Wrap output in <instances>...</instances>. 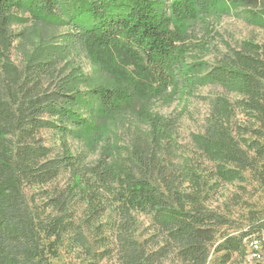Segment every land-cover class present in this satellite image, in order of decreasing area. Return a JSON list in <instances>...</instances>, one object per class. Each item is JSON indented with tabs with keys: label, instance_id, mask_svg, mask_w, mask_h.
Masks as SVG:
<instances>
[{
	"label": "trees",
	"instance_id": "16d2710c",
	"mask_svg": "<svg viewBox=\"0 0 264 264\" xmlns=\"http://www.w3.org/2000/svg\"><path fill=\"white\" fill-rule=\"evenodd\" d=\"M237 9L247 10V22L264 29V0H0V77L5 80L0 87V264H48L66 232L84 246L80 229L62 217L37 223L25 194L28 187L51 183L61 170H69L70 187L47 200L58 214L79 192L88 224L107 205L118 204L152 214L171 243L202 253L227 221L203 206L200 178L191 167L174 162L176 120L154 113L151 105L189 93L193 85H216L239 96L237 106L258 116L255 139L247 142L237 134L233 105L218 98L192 143L214 165L212 176L220 182L242 181V173L258 165L264 182V45L243 42L213 67L187 62L194 37L190 26ZM18 14L44 29L69 27L67 47L82 49L92 75L74 66L67 75L59 73L57 59L63 54L55 50L35 51L23 71L14 67L7 54ZM56 73L60 83L45 88L44 79L53 80ZM47 129L70 136L81 149L52 158L38 136ZM185 183L189 192L181 190ZM263 230L264 223L252 229ZM247 234L225 239L218 248L220 264H229L234 254L244 264ZM138 250H118L121 264H156L160 258Z\"/></svg>",
	"mask_w": 264,
	"mask_h": 264
},
{
	"label": "rangeland",
	"instance_id": "374dc122",
	"mask_svg": "<svg viewBox=\"0 0 264 264\" xmlns=\"http://www.w3.org/2000/svg\"><path fill=\"white\" fill-rule=\"evenodd\" d=\"M247 17V10L237 9L193 23L190 26L194 36L193 48L188 53L187 62H203L213 67L225 61L231 51L243 42L264 45V29L250 25ZM17 18L12 26L15 40L7 54L14 67L23 71L28 57L35 51L55 50L54 53L63 54L57 59L59 73L67 75L70 66H74L84 74L92 75V66L82 49L67 47V34L71 32L69 27L44 29L33 24L27 15L18 14ZM64 47L66 52H60L59 49ZM59 73L55 74L53 80L44 79L43 86L58 85L61 78ZM4 81L0 77V87H3ZM218 98L233 105L231 124L237 134L247 142L253 141V134L260 127L258 116L244 112L236 104L239 96L227 93L216 85H193L189 93H178L169 101L157 100L151 105L154 113L176 120L174 162L191 167L200 178L201 203L206 210L227 221L225 226L216 228L214 240L204 246L200 255L196 256L194 250L171 243L166 233L154 224L150 213L126 211L120 209L118 204H109L91 225L88 224L86 205L79 192L70 195L65 213L53 211L48 206V198L60 191H68L72 182L69 170H61L54 181L44 186L28 187L25 194L37 223H47L53 218L62 217L63 223L72 222L80 229L85 244L80 246L73 232L63 233L55 247L56 256L48 264H121L118 250L122 249H139V252L147 255L158 253L160 258L156 264H220L223 252H219L218 248L226 238H239L264 223V182L260 165L244 171L242 181L222 183L212 176L214 165L205 160L192 143V136L203 132L212 104ZM38 136L44 146L51 150L52 158L61 156L66 149L73 154L81 149L77 141L57 130H42ZM120 138L125 143L128 140L127 134L123 132ZM88 160L92 161L94 157ZM181 190L189 192L188 183ZM229 264H243L240 255H232Z\"/></svg>",
	"mask_w": 264,
	"mask_h": 264
},
{
	"label": "built area",
	"instance_id": "2783aa9c",
	"mask_svg": "<svg viewBox=\"0 0 264 264\" xmlns=\"http://www.w3.org/2000/svg\"><path fill=\"white\" fill-rule=\"evenodd\" d=\"M249 236H258L259 245L251 246L253 250V257H251V264H264V230L263 232H250L248 233L242 241H248Z\"/></svg>",
	"mask_w": 264,
	"mask_h": 264
},
{
	"label": "bare ground",
	"instance_id": "6f19581e",
	"mask_svg": "<svg viewBox=\"0 0 264 264\" xmlns=\"http://www.w3.org/2000/svg\"><path fill=\"white\" fill-rule=\"evenodd\" d=\"M243 245L245 247V260L246 264H251V257H253V250H251V246L259 245V237L258 236H249L248 241H243Z\"/></svg>",
	"mask_w": 264,
	"mask_h": 264
}]
</instances>
